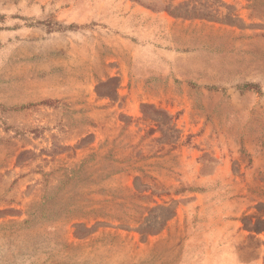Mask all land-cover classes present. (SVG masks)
I'll return each mask as SVG.
<instances>
[{
	"label": "rangeland",
	"instance_id": "rangeland-1",
	"mask_svg": "<svg viewBox=\"0 0 264 264\" xmlns=\"http://www.w3.org/2000/svg\"><path fill=\"white\" fill-rule=\"evenodd\" d=\"M0 264H264V0H0Z\"/></svg>",
	"mask_w": 264,
	"mask_h": 264
}]
</instances>
